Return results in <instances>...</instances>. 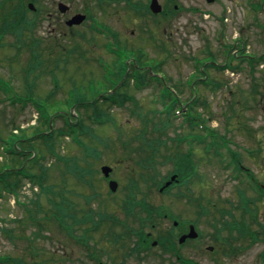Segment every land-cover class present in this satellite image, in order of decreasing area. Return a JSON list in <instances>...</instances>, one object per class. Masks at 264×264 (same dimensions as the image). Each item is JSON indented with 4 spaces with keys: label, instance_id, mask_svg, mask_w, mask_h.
Wrapping results in <instances>:
<instances>
[{
    "label": "rangeland",
    "instance_id": "obj_1",
    "mask_svg": "<svg viewBox=\"0 0 264 264\" xmlns=\"http://www.w3.org/2000/svg\"><path fill=\"white\" fill-rule=\"evenodd\" d=\"M163 1L158 0L159 3ZM175 1L183 7L198 6L201 9V15L195 17L186 13L185 10H182L181 13L177 12L174 17L161 20L157 34L149 39L145 37L143 45H141L142 52L136 50L127 52L130 57L139 58L136 61L137 64L145 65V68L138 69L136 73L144 75L143 69L153 68L154 72L160 74L162 80L175 87L186 108V101L194 102L195 99L192 97L193 93L186 87L188 84H184L196 67L192 61L193 57L200 58L211 53L216 62L223 65L226 54L235 55L234 59L230 57L233 65L229 64V67L223 70L216 68L206 70L208 77L217 78L224 83L221 88L207 87L192 81L198 89V100H200L193 106L194 113L200 115L203 124L210 132L205 135L204 130L200 129L197 124L193 129H190L186 125V121H181V116L175 117L174 113L166 120V114L162 110H167L168 106H163V99L157 100L155 97V94L159 92L160 83L158 85L143 83L141 86L135 87L127 77L125 84L116 90L122 96L121 99H124L123 104L121 106L115 104L108 109L107 105L101 101V94L109 93L110 89L122 78L121 75L113 71V67L121 63L119 61L122 53H110L105 49L108 36L92 30L90 33L83 32L79 37L67 30L63 34H59L53 24H50L46 29V21L42 20L45 18L44 14H38L35 21L27 23V26L22 28L24 22L28 21L27 18H32L33 14L28 13L27 16L19 18L12 10L11 0H0V29L4 26L6 27L2 30L9 26L21 27V39L25 43V45H13L16 41L15 35L12 31L7 30L0 43V79L8 81L7 87L3 84L6 88L5 91L0 86V169L9 168L10 165H15L12 168L20 166L15 160L12 162V156L6 155V148L12 143L16 145V142L13 141L16 140V146L23 150L26 145H30L25 142L26 137L32 136L38 130L46 131L41 117H36L37 108L32 103H27L23 107L19 104H16L18 107L11 105L9 98L12 97L13 92L16 95L35 97L40 105L39 112L44 116L51 115L52 129L50 132L53 135L51 145L49 146L47 140L44 141V139H35L34 137L29 139L34 145V149H37L35 146L38 145L37 147L44 154L42 162L53 168L56 167L54 170L53 168L50 170L51 180L48 177L49 181L63 189V195L72 202L76 209L92 211L95 221L99 215L102 222H105L107 218L101 215L104 212L112 214L128 225H136L132 216L127 218L121 207V202L126 193L130 168H135L137 172H145V168L140 166V163H143L140 157L145 155L143 151L146 150L142 151L139 148L145 137L151 139L161 135L164 138H173L176 134L185 136L190 132L204 135L205 139H210L209 136L213 131L215 135L228 139L230 149L239 153L242 164L250 169L257 181L264 183V63L254 62L251 71V66L243 56L246 54L255 57L264 54V0H215L212 3H207L205 0ZM39 4L43 5V1L34 5L39 7ZM44 5L48 4L44 3ZM202 12L208 13V16H205L206 13L202 15ZM102 18L105 23L112 24V30L116 35L112 33L115 36V42L121 41L125 44L126 40L128 45L132 46L139 43L136 42V37L127 34L129 29L140 28L132 19L125 17L122 20L112 14ZM105 36L107 37L105 38ZM117 46L119 47L118 44ZM132 48H136V46ZM30 50H34L33 59L37 58L39 65L29 76L24 78L27 71L25 64L31 59ZM69 51L70 54H68ZM127 52L125 53L127 54ZM65 56H67V60ZM101 57L107 63L106 67L99 64L98 58ZM125 59L128 60L126 55ZM237 64L239 68H236ZM51 77L54 79L51 80ZM55 83L58 86L53 90ZM8 87H10L9 90ZM80 99L83 102L97 101L98 105L101 104L103 110L109 113L103 116L104 121L101 124H93L89 119L85 120L86 124L94 128L96 137L91 136L90 139L88 135L85 138L80 136L82 139L84 138L82 145L74 143L70 136H57L58 129L64 126V115H69L70 121L73 122L72 117L81 113V109L76 105L77 100ZM180 105L178 103L176 108ZM19 108L23 110H19ZM157 112H159V116L156 114ZM145 116L154 117L153 119H157L156 116H158L160 122L166 120L167 130L159 133V130H152L150 126H147L148 131H145L142 123V118ZM35 117L37 121H35ZM192 117L194 116L192 115ZM18 126L23 128H17L16 135H14L15 133L11 134L12 130ZM167 143L168 151L180 150L170 142ZM56 153L60 156H67L69 160L77 163L79 168H83L82 164H84V168L89 169V174L84 177L88 184L83 180L73 178L71 174L65 175L64 178L63 172L60 174V169L64 168V162L57 163L60 169L53 165L57 161ZM90 153L93 154L89 155ZM83 154H87V159H83L84 162ZM69 157H73V159ZM210 158L213 157L210 156ZM18 159L20 160V158ZM157 161L155 170L161 176L166 175L168 170L172 169L171 162H164L162 159ZM104 164L112 167L109 178L115 179L118 184L114 192L108 190L107 181L100 172V166ZM27 165V162L24 163V166ZM94 169L97 173L92 172ZM36 170L37 168H34V172H38ZM201 170L205 175L204 180H200L199 194L203 191L204 181L206 196L212 201L226 198L236 203L237 189H243V187L231 178L230 170L219 169L218 162L214 158L203 161ZM241 177L244 178L243 175ZM28 182L31 181L24 180L22 182L19 193L17 192L15 197L12 194H4L0 198V256H14L16 253L24 255L29 251L28 248L25 249L26 244H29L27 241L29 238L24 240L20 237L22 233H26V236L30 234V243L33 247H29L30 252L39 254L35 257L34 254L30 253V255L37 259L40 258L38 261L41 264H95L87 257L86 253L97 244L100 246L101 261L108 264H167L172 259L169 253L162 251L163 247L160 245L146 248L139 255L126 256L122 252L120 244L119 248L113 249L112 247L116 245L114 241H108L105 237L106 241L104 242L101 239L102 236L99 238V233L103 229L96 230L97 234H92L88 230L85 231L84 224L76 225L75 231L77 236L84 240L82 242H80L81 240L79 242L68 240L66 235L61 233L55 225L53 226V222H51L52 225L47 226L48 228H44L42 221L39 224L40 228L33 223L23 222V227L15 228L18 230V237L11 241L1 228L16 227L17 224L14 225L12 220L24 215L22 205L25 203L31 205L30 200L37 197L36 193L39 189L35 190L32 187L34 184L31 183L32 185L29 186ZM140 186L142 187L141 183ZM176 189L174 186L169 193L165 194L158 192L156 188L149 192L144 189L145 199L150 204L174 207L179 211V208L184 205L185 194L173 193ZM246 193L247 195L251 194L248 189ZM13 197L15 202H12ZM101 202L104 203V207H98ZM40 203L47 205L43 195L40 196ZM258 204H260L258 219L264 225V200ZM223 206L228 205L224 204ZM135 209L139 211L137 207ZM81 212L78 211L77 214L82 216ZM140 214L144 215V212L140 211ZM131 215L134 216V214ZM37 216L41 217L43 214L38 213ZM226 219L231 218L226 216ZM211 220L209 218V222ZM170 226L169 219L158 216L157 223L153 228L146 226L144 229L156 239ZM120 230L121 227L114 228V231ZM99 239L101 240L98 241ZM132 243L133 240L129 244ZM103 247L108 248V253L103 251ZM263 247L264 243L260 241L252 248L243 250L236 256L222 259L221 262L222 264H264L259 261L258 256ZM185 249L186 245H183L184 253ZM200 252L199 259L214 255L203 250ZM28 254L29 252L26 253V255ZM48 257H55L57 261L52 262L48 259L43 263ZM0 264L7 263L0 261Z\"/></svg>",
    "mask_w": 264,
    "mask_h": 264
},
{
    "label": "trees",
    "instance_id": "obj_2",
    "mask_svg": "<svg viewBox=\"0 0 264 264\" xmlns=\"http://www.w3.org/2000/svg\"><path fill=\"white\" fill-rule=\"evenodd\" d=\"M12 2V1H11ZM12 10L15 12L16 7L14 6V3L12 2ZM27 23L24 22V24L21 26L22 28L26 27ZM6 27V26H4ZM4 27H1L2 29ZM21 27H13V26H9V28L4 29L7 31H12L15 35V42L14 44H21V45H25V43H23L22 39H21ZM0 29V34L4 31ZM28 49H30L29 47H27ZM17 51H19L18 48H16ZM70 50V49H68ZM33 51L34 50H30L31 52V63L27 64V71H26V75L24 76V78H26L31 71L35 70L38 65H39V60H37V58L33 59ZM68 54H70V51L68 52ZM65 55H67V53H65ZM67 59V56H65ZM211 58L213 59L211 53L210 55L204 56V57H193V60L199 64H202L203 61H207L203 60L205 58ZM245 57V56H244ZM203 60V61H201ZM248 64L251 66V71H252V64L254 62H264V55H257L255 57H250L246 59ZM260 64V63H259ZM26 65V64H25ZM228 65V63H226V66ZM238 67V64H237ZM207 68H216L219 69L218 67H214L213 65H211V63H207L205 65V67L203 68V70L205 71V73H207ZM198 71V70H197ZM52 74V72H51ZM50 74V75H51ZM208 80H210L211 82V87H217V84H221L220 80H214V78H208ZM223 84V83H222ZM218 85V86H219ZM217 89V88H216ZM166 97V96H165ZM166 98H169L168 96ZM163 97V106L167 103H169V107L167 110H164L165 114H166V120L172 115V111L174 108V105H176L177 100L175 99H166ZM27 100V99H26ZM123 100L124 99H119V100H112V99H101V101H103L108 109H110V106H112V104H120V106L123 104ZM200 100L196 99L194 100V102H192L191 104H189L188 106V114L193 115V118H188L186 120V125H188V127L190 129H193L194 126H196L197 120H200L203 122V119L200 117V115L195 114L194 113V104H196V102H198ZM13 102V101H12ZM14 103V102H13ZM97 101H92V102H83L81 99L77 100V107H79L81 109V113L79 115H77L76 117L73 116V122L69 123L66 119H65V123L64 126L58 129V137H63V136H70L71 140L77 144H83V140L85 138V136L88 135V137L91 139V136H95L96 134L94 132V128L90 127L88 124L85 123L86 119H89L93 124H101L104 119L103 116L108 115L109 113L105 112L102 107V105H98ZM170 103H172L170 105ZM13 106H15L14 104H12ZM87 108V109H86ZM90 109V110H89ZM20 110V109H19ZM163 112V111H162ZM159 112H157L156 114L159 116L158 114ZM42 115V114H41ZM40 115V117H41ZM157 117V119H153L154 117H149V116H145L144 118H142V123H143V127L145 131H148L146 129L147 126H150L152 128V130H159V133H163V131L167 130L168 125L167 121H161L160 119ZM42 118V117H41ZM159 120V121H158ZM157 121V122H156ZM160 122V123H159ZM119 127V126H117ZM187 135V133H186ZM185 136H182L180 134H176L175 137L173 138H164L161 135H159L158 137H154V138H144L143 142L140 143L139 148L145 153V155L140 157V160L143 161V163H140L141 167L145 168V172L142 173L141 171H136L135 168H130V175H129V179L126 182V193L125 195H123L122 198V202H121V207L124 209L125 214L128 217H135L136 219L138 218L140 225L143 226H150V227H154L157 223V218L158 215L161 213V208L159 206H155L153 204H150L149 202H147V200L145 199V190H147L148 192L150 190H152L153 188L158 189L168 178L169 176L173 173L176 172L177 173V178L179 179V182H184L185 181V176H186V170H187V160H186V156H185V151L184 148H182L180 145L181 143L184 141ZM83 136L84 138L82 139ZM88 138V140H89ZM37 139H44L47 140L46 142H48V145L50 146L51 143L53 142V135L50 133L48 136H44L43 134H38ZM143 139V137H142ZM28 144L30 145H26L25 148H30L32 150H34V154L32 157L31 151H28L25 153V155L22 152L16 153L13 151L8 152L7 154L12 156V162L13 160L18 161V158L16 159V157L22 155L23 159L27 160L29 162V164L27 166H24L23 169L21 170H12V169H4L1 170L0 169V198L2 196H4V194H17L18 189L20 188L22 182L25 179H29L30 181H32V183H35L39 186V192L36 193L37 197L34 198L33 200H30L31 205H29L28 203L23 204V209H24V215L21 218H15L12 220V222L14 223V225H16V227H8V228H1L4 233L6 234V236L11 240L14 241L15 238H17L18 236V230H16L15 228H17L18 226L23 227V222H26L28 224H35L37 225L38 228H40V222H43V227L48 228L47 226L52 225L51 222H53V226L55 225L60 232L66 234V238L68 240H73L76 242H82L83 239H80V237L77 236V234L75 233L76 231V225L78 224H86L85 225V231L87 232V230L89 232H93L95 229H98L101 225V228L105 227V222L107 221H111L112 223L118 222L124 225V229L119 232H113V231H108L107 234L110 235V239L113 241H116L118 239H121V243L120 245L123 246L124 244V239L125 237L130 234V228L128 225H126V222H122L121 220L115 218L112 214L110 213H104L102 212L101 215L102 217H105L107 219H105V222H102V218L99 217L97 220L95 221L93 215H92V211L90 210H80V209H76L74 207V205L72 204V202L70 200H68L64 195H63V189H60L58 187L57 184L49 181V172L50 170H52V166L44 164L42 162L43 158H44V154L41 152V150L36 147L37 149H34V145L31 143V140L28 139L26 141ZM170 142L172 145H175L177 149L180 150H174V151H168V143ZM111 148V147H109ZM213 148L214 150L217 149V144L210 142L209 144V149ZM163 149V150H162ZM88 153V152H87ZM93 153H90L89 155H92ZM56 157L58 158V161H55L53 163L54 166H57L59 168V165L57 164L60 161L64 162V168L60 169V174L63 172V177L65 178V175L67 176V174H71L73 178H76L78 180H83L85 183L88 184V182H86V180H84V177L89 174V169L84 168V164L83 168H79L77 163H74V161H71L68 159L67 156H60L59 154L56 153ZM25 156V157H24ZM72 158L73 157H69ZM86 158L87 159V154H83L82 160ZM163 160L164 162H171L172 163V169L168 170V172L166 173V175L161 176L155 169L157 166V160ZM78 161V159H76ZM84 162V160H83ZM81 164V163H80ZM34 168H37L36 171L38 172H34ZM56 168V167H55ZM53 168V170L55 169ZM150 170L152 171L150 173ZM92 172H96V169H94V171ZM132 174V175H131ZM49 177V178H48ZM48 178V179H47ZM51 180V178H50ZM140 180V182H139ZM49 181V182H47ZM66 181V180H65ZM140 183L142 184V187L140 186ZM173 183H171V185H169L166 190H168L169 188H171ZM43 195L46 198L47 201V205H42L40 203V196ZM138 196V197H137ZM45 206V207H44ZM104 207V203H99L98 207ZM140 210H142L144 212L143 216H140V214H138V210L136 211V208ZM100 209V208H99ZM77 211L81 212L82 216H79V214H77ZM38 213H42L43 216H37ZM131 214H134L131 215ZM20 223V224H19ZM56 223V224H54ZM91 223V225H87ZM100 228V229H101ZM84 233V231H83ZM137 234V233H136ZM85 235V233H84ZM45 236V235H44ZM21 238H23L24 240L28 239L27 241H29V244H26L25 249L29 251V254L26 255V253H24V255L22 253H16V255H2L1 257V261H3L4 263L7 264H41L38 260L40 258H34L35 255H39L37 252H30L29 247H31V240H30V234H28L26 236V233H22L20 235ZM146 241H148V239L146 238V235H144ZM159 242L164 246V245H172L174 243V239L173 236L170 237H165V236H159ZM16 243V242H15ZM14 243V244H15ZM33 248V247H31ZM96 248V247H94ZM100 247H97V249H99ZM124 248V247H123ZM122 248V249H123ZM34 254V257L30 255ZM55 255V254H54ZM53 255V256H54ZM95 257L98 258L97 253L94 254ZM55 257H48L45 259L44 262H46L48 259H50L52 262L53 261H57V258ZM97 258H95V260H98ZM62 260V258H61ZM58 263V262H57Z\"/></svg>",
    "mask_w": 264,
    "mask_h": 264
},
{
    "label": "flooded vegetation",
    "instance_id": "obj_3",
    "mask_svg": "<svg viewBox=\"0 0 264 264\" xmlns=\"http://www.w3.org/2000/svg\"><path fill=\"white\" fill-rule=\"evenodd\" d=\"M16 7L15 15L19 18L32 13V18L26 23L35 21L38 14H44L46 21V29L50 24L54 25L59 34H63L66 30L69 33L81 36L83 32L90 33L91 30L103 35H110L115 32L111 25L103 20V16L117 15L120 19H132L140 26L137 30L127 31L131 37H136L135 46L125 44L121 41L116 43L125 51L136 50L142 52L141 45L146 38H150L158 33L161 20H167L174 17L177 12L186 11L193 16L201 15L198 6L187 5L183 7L175 0H165L161 4L160 12H152L149 7L150 0H11ZM43 1V5L36 7L34 4ZM32 3L33 8H29L28 4ZM44 3L48 4L47 6ZM37 9V11H36ZM108 13V14H107ZM73 16H79L78 21L72 25L68 24V20ZM41 22V20H40ZM35 23V22H34ZM65 29V30H64ZM166 30L165 28H163ZM81 32V33H80ZM105 36V38L107 37ZM116 36V35H115ZM104 38V40H105ZM144 38V39H143ZM44 39V37H43ZM107 41V40H105ZM147 41V40H146ZM107 46V44L105 45ZM131 46V47H129ZM138 57H129L125 64L127 65V73L130 71L131 65L137 70L145 68V65L136 63ZM140 60H142L140 58ZM143 62V61H142ZM144 70V69H143ZM135 74V73H134ZM131 82H138L140 76L132 75ZM144 79V78H143ZM156 80L158 76L155 74L146 78V81ZM120 83H123L120 80ZM108 91V90H107ZM106 92V91H105ZM112 92L105 93L111 94ZM100 95V94H99ZM104 95V94H101ZM98 96V95H97ZM196 149L198 150L196 152ZM188 171L185 181V199L183 207L179 211L174 209L176 219L172 220L173 228L166 230L175 237L176 242L170 246L174 249L173 258L175 264H222L221 260L236 256L243 250L252 248L260 241L264 243V225L258 219L259 211L256 210L255 188H252L247 182L245 186L237 192L236 203H232V220H225L222 203L214 200L210 203V198L206 196L203 181V191H200V180H204V172L201 170L203 161L208 159L207 145L195 144V150H190L188 155ZM240 161V160H239ZM246 173L247 180L255 179L254 174L247 167H241ZM252 174V175H251ZM200 175V178H199ZM198 187L196 188V186ZM250 191L247 195L246 190ZM248 200L249 203H241ZM220 203V204H218ZM242 205H249L250 208L245 210ZM174 208V207H173ZM209 218L212 220L209 222ZM189 236H186V235ZM185 235L186 239L179 241L180 236ZM136 248L141 251L144 248L143 236H134ZM153 241V240H152ZM250 243V244H249ZM183 245H186L185 253L182 251ZM208 254H214L199 259L200 251ZM259 261L264 263V247L258 253Z\"/></svg>",
    "mask_w": 264,
    "mask_h": 264
},
{
    "label": "water",
    "instance_id": "obj_4",
    "mask_svg": "<svg viewBox=\"0 0 264 264\" xmlns=\"http://www.w3.org/2000/svg\"><path fill=\"white\" fill-rule=\"evenodd\" d=\"M207 1H212V0H207ZM150 7H151V10L152 11H154V12H158V11H160V5L158 4V2L156 1V0H152L151 1V3H150ZM78 18H79V16H75V17H73L70 21H69V23L70 24H72V23H74V22H77L78 21ZM101 171H102V173L104 174V176H108V174H109V172L111 171V169H110V167L109 166H107V165H103L102 167H101ZM174 177L173 176H171V179H173ZM167 184H169V181H167L166 183H165V186L167 185ZM108 186H109V188L111 189V190H115L116 189V186H117V183L115 182V181H113V180H111V181H109V183H108Z\"/></svg>",
    "mask_w": 264,
    "mask_h": 264
}]
</instances>
